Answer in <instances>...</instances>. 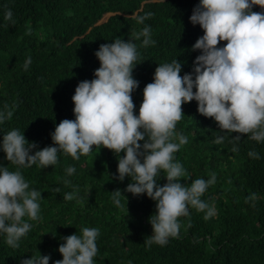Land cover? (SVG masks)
<instances>
[{
  "label": "trees",
  "instance_id": "16d2710c",
  "mask_svg": "<svg viewBox=\"0 0 264 264\" xmlns=\"http://www.w3.org/2000/svg\"><path fill=\"white\" fill-rule=\"evenodd\" d=\"M199 0H0V107L9 105L10 120L0 125L3 133L24 132L39 148L53 144L51 133L64 119L74 120L72 100L79 82L92 80L100 67L95 56L101 44L116 38L126 41L132 33L151 26V39L145 47L143 37L135 40L139 52L133 75L140 84L133 93L136 114L143 100V89L153 82L158 64L178 59L191 73L196 57L192 46L204 32L190 22ZM5 8L13 11L14 23L4 19ZM254 11H261L257 6ZM152 15L144 24L136 17ZM226 42H221V46ZM31 58L27 70L25 62ZM195 91V89H194ZM198 103L182 105L185 116L175 131L188 143L175 153L187 170L181 183L216 176L202 199L213 203L216 214L205 220L204 212L189 208L180 217V230L166 245L145 241L153 234L149 218L156 211L153 200L124 191L131 182L113 179L118 175L116 154L103 146L79 160L60 154L58 163L46 169H22L30 188L42 194L41 219L31 221V231L19 248L6 245L0 237V264H21L32 255H51L50 264L62 260L61 237L79 233L83 227L99 229L95 264H264V143L247 139V134L220 132L214 118L197 111ZM217 135H241L238 151L230 139L215 144ZM143 143V142H141ZM261 159L249 157L250 150ZM124 155V153H121ZM0 164L15 169L0 152ZM76 172L66 176L65 169ZM190 177V178H189ZM68 179L71 184L65 185ZM161 185L167 181L157 177ZM59 189V191H56ZM117 189L121 206L111 192ZM75 198L65 200L66 193ZM256 193L258 199L246 202Z\"/></svg>",
  "mask_w": 264,
  "mask_h": 264
},
{
  "label": "clouds",
  "instance_id": "9594fccd",
  "mask_svg": "<svg viewBox=\"0 0 264 264\" xmlns=\"http://www.w3.org/2000/svg\"><path fill=\"white\" fill-rule=\"evenodd\" d=\"M257 6L261 11L253 10ZM151 15L136 17L137 23L144 24ZM13 16V11L5 8L4 19L14 23ZM190 22L204 32L191 49L200 53L192 72L182 76L184 65L177 58L158 64L153 82L143 89L138 115L133 93L140 82L133 72L139 52L134 41L143 37L145 47L155 43L149 25L132 33L127 41L116 38L100 45L95 52L100 67L92 80L79 82L72 97L75 119H64L55 126L52 145L40 149L19 129L3 133L0 152L16 166L10 170L0 164V237L6 245L19 248L33 227L31 221L41 219L42 194L30 188L22 169L53 167L60 154L79 160L93 152V146L102 145L116 154L118 175L113 179L131 180L124 191L136 197L146 194L155 202L156 211L149 218L153 234L145 241L149 246H164L169 238L176 237L181 227L179 218L188 216L190 207L204 212L205 220L216 214L215 205L202 199L215 184V174L207 180L181 183V177L188 173L175 153L188 138L175 128L185 116L182 105L196 101L199 114L214 118L220 132L247 134L248 140L264 143V0H199ZM221 42L226 43L221 46ZM30 63L29 57L26 70ZM12 115L9 105L0 107V125ZM228 139L232 151H238L241 135H217L214 143L223 144ZM248 155L261 159L254 149ZM65 172L71 176L76 169L69 166ZM161 174L167 181L163 185L157 180ZM64 184L71 181L65 179ZM111 194L118 207L121 197L127 200L119 189ZM74 198V192L64 196L68 201ZM257 199L253 193L246 202ZM99 234L98 228L83 227L79 233L61 237L58 250L63 259L54 264H95ZM51 259V255L39 252L21 264H50Z\"/></svg>",
  "mask_w": 264,
  "mask_h": 264
}]
</instances>
